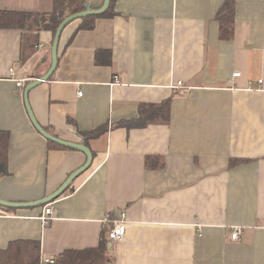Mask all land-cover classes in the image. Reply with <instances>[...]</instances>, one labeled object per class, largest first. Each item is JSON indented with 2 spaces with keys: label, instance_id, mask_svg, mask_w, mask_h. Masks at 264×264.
I'll list each match as a JSON object with an SVG mask.
<instances>
[{
  "label": "crops",
  "instance_id": "obj_1",
  "mask_svg": "<svg viewBox=\"0 0 264 264\" xmlns=\"http://www.w3.org/2000/svg\"><path fill=\"white\" fill-rule=\"evenodd\" d=\"M224 1L111 0L105 14L64 29L57 67L30 90V104L49 132L85 142L94 159L53 201L49 223L40 219L46 204L0 209V250L18 239L39 240L53 258L95 248L126 212L124 240L109 243L117 264H264V0H234L231 40L216 20ZM0 6L42 14L54 0ZM53 38L32 25L0 28L4 200H40L87 160L50 146L25 106L26 85L51 66ZM168 100V121L137 125L141 106Z\"/></svg>",
  "mask_w": 264,
  "mask_h": 264
},
{
  "label": "trees",
  "instance_id": "obj_2",
  "mask_svg": "<svg viewBox=\"0 0 264 264\" xmlns=\"http://www.w3.org/2000/svg\"><path fill=\"white\" fill-rule=\"evenodd\" d=\"M87 1L88 0H54L53 11L51 13L42 14L3 9L0 6V28L25 29L32 25V27H36L37 29L46 28L52 30L55 34L63 18L69 14L84 10V3ZM235 13L236 2L234 0H225L216 14V20L220 23V37L222 40H231L234 37ZM103 14H105V12L98 15ZM94 16L97 15H90L83 18L87 19ZM169 109L170 100L161 105L151 104L149 106H141L140 112L142 120L138 121L137 125L147 124L149 119L154 115L162 116L168 121ZM100 132H103V128L87 133V135L95 136ZM49 145L52 147L71 149L70 147L50 140ZM9 146L10 132L8 130H0V174L3 175L8 172ZM152 160L153 158L148 157L147 164L149 165ZM0 209L9 211L13 208L0 205ZM109 241V238H104L99 246L89 248L88 250L65 251L56 258L55 264H117L115 258L110 255ZM42 257L41 242L39 240H12L5 248L0 250V264H42Z\"/></svg>",
  "mask_w": 264,
  "mask_h": 264
},
{
  "label": "water",
  "instance_id": "obj_3",
  "mask_svg": "<svg viewBox=\"0 0 264 264\" xmlns=\"http://www.w3.org/2000/svg\"><path fill=\"white\" fill-rule=\"evenodd\" d=\"M111 4V0H104V3L101 7L99 8H95L92 5L91 1H87L86 3H84V7L85 9L82 11H78L72 14H69L67 16H65L63 18V20L61 21V23L58 25L55 34H54V38L52 41V48H51V66L49 68V70L41 77H38L34 80H31L25 87L24 90V101H25V106L28 112V115L30 117V120L32 122V124L34 125V127L36 128V130L43 135L47 140L56 142L58 144L70 147V148H74V149H78L82 152H84L86 154L87 160L86 162L79 167L78 169H76L74 172H72L68 178L63 182V184L52 194L40 199V200H36V201H31V202H15V201H9V200H4L2 198H0V205L4 206V207H9V208H20V207H33V206H40L43 204H47L50 202L55 201L56 199H58L63 193L64 191L72 184V182L81 174L83 173L85 170H87L91 164L92 161L94 159V153L92 151V149L90 148V146H88L85 142H72V141H68V140H64L54 134H52L51 132H49L37 119L32 106L30 104V99H29V92L30 90L36 86L37 84H39L40 82L49 79V77L52 75V73L54 72V70L57 67L58 64V54H59V45H60V41L62 38V34L64 32V29L74 20L76 19H80L89 15H97L100 13H103L104 11H106L109 6Z\"/></svg>",
  "mask_w": 264,
  "mask_h": 264
},
{
  "label": "built area",
  "instance_id": "obj_4",
  "mask_svg": "<svg viewBox=\"0 0 264 264\" xmlns=\"http://www.w3.org/2000/svg\"><path fill=\"white\" fill-rule=\"evenodd\" d=\"M11 74L14 75L15 72L11 69ZM240 72H236L235 76H239ZM117 81H119L118 77L116 78ZM24 79L17 80V86L22 87ZM259 82L262 83V80H259ZM183 82H178L177 86H182ZM83 91H79V94L82 95ZM55 206L54 202H50L46 205H44L43 213L40 216V219L43 221L44 224L49 223L50 220H52L55 216ZM114 224L113 227L111 228L109 232V243H115V242H120L124 240L125 235H126V212H121V218L113 220ZM243 232V227L242 226H236L233 228L232 231V239L234 240H239L242 236ZM56 263V258L53 257H42V264H55Z\"/></svg>",
  "mask_w": 264,
  "mask_h": 264
},
{
  "label": "rangeland",
  "instance_id": "obj_5",
  "mask_svg": "<svg viewBox=\"0 0 264 264\" xmlns=\"http://www.w3.org/2000/svg\"><path fill=\"white\" fill-rule=\"evenodd\" d=\"M26 42L28 43V39L26 38ZM110 255H113L112 253H110Z\"/></svg>",
  "mask_w": 264,
  "mask_h": 264
},
{
  "label": "clouds",
  "instance_id": "obj_6",
  "mask_svg": "<svg viewBox=\"0 0 264 264\" xmlns=\"http://www.w3.org/2000/svg\"><path fill=\"white\" fill-rule=\"evenodd\" d=\"M48 204V203H47Z\"/></svg>",
  "mask_w": 264,
  "mask_h": 264
}]
</instances>
